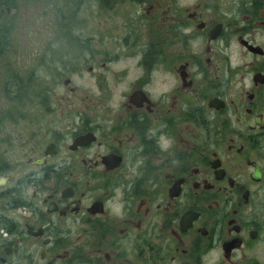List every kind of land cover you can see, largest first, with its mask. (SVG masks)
<instances>
[{
	"label": "flooded vegetation",
	"instance_id": "obj_1",
	"mask_svg": "<svg viewBox=\"0 0 264 264\" xmlns=\"http://www.w3.org/2000/svg\"><path fill=\"white\" fill-rule=\"evenodd\" d=\"M79 18L0 84V264H264V0Z\"/></svg>",
	"mask_w": 264,
	"mask_h": 264
},
{
	"label": "rangeland",
	"instance_id": "obj_2",
	"mask_svg": "<svg viewBox=\"0 0 264 264\" xmlns=\"http://www.w3.org/2000/svg\"><path fill=\"white\" fill-rule=\"evenodd\" d=\"M10 1L11 6H18L20 17L15 22L5 18L4 32H1L3 38L0 41V58L4 61L0 84H33L34 79H44V71L35 72L33 63L45 52L47 37L52 35V28L59 31L53 40L59 46H63L65 40L76 41V37L81 35L79 16L84 10L92 9L93 0ZM63 5L68 6L63 8ZM54 19L58 21L56 24Z\"/></svg>",
	"mask_w": 264,
	"mask_h": 264
}]
</instances>
